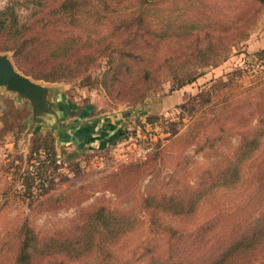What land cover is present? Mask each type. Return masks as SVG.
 Returning <instances> with one entry per match:
<instances>
[{"label": "rangeland", "instance_id": "1", "mask_svg": "<svg viewBox=\"0 0 264 264\" xmlns=\"http://www.w3.org/2000/svg\"><path fill=\"white\" fill-rule=\"evenodd\" d=\"M10 1L22 16L34 11V0H0V9ZM220 3L229 18L252 4ZM117 21L108 17L92 26L107 31ZM263 47L264 5L243 36L215 61L191 67L194 79L182 85L186 73L174 76L163 68L143 96L133 97L131 64L127 73L122 69L126 81L117 97L102 84L105 59L76 78L31 76L47 100L38 106L0 85V264L15 263L26 235L67 233L101 205L131 211L141 221L102 244L101 253L71 259L33 252L31 263L148 264L154 254L180 264H211L226 254L227 264H264V234L247 249L234 243L264 224V54H254ZM0 51L12 57V51ZM147 118L153 121L145 123ZM196 122L198 135L187 142L182 136ZM244 135L258 144L242 159L234 185L205 182L200 200L180 214L143 206L146 196L183 198L200 188L208 171L217 174L228 165ZM43 143L54 150L55 163L46 160L47 168L39 167L43 157L36 150Z\"/></svg>", "mask_w": 264, "mask_h": 264}, {"label": "trees", "instance_id": "2", "mask_svg": "<svg viewBox=\"0 0 264 264\" xmlns=\"http://www.w3.org/2000/svg\"><path fill=\"white\" fill-rule=\"evenodd\" d=\"M33 2L34 11L27 16H22L12 1L0 9V50L12 51L14 64L23 73L51 81L76 78L105 59L102 84L109 93L115 92L120 98L126 81L122 69L125 67L127 73L131 64L132 79L127 80V86H134L133 97L143 96L163 68L174 76L187 74L179 85L193 80L194 76L188 74L190 68L215 61L232 40L245 34L248 21L254 19L264 5V0H251L249 7L229 18L227 6L220 0H132V4L125 6H122L123 0ZM129 5L132 11L128 10ZM108 17L120 21L107 31L98 32L93 28L94 20ZM117 35L126 36V42L116 41ZM254 54H264V47ZM152 121L147 118L145 123ZM259 123H264V119ZM198 124L190 125L182 138L187 142L195 140ZM257 144L256 138L244 135L228 165L217 174L208 171L201 179L200 188L191 189L195 191L183 198L179 194L146 196L143 206L171 214L191 210L202 197L205 182H215L216 186L234 185L240 175L238 167L242 159L251 156ZM41 146L36 149L43 157L39 167L47 168L46 160L52 166L55 163L53 147L44 143ZM140 221L141 217L131 211L98 206L67 233L26 235L14 264H32L30 254L33 252L71 259L93 256L106 251L102 244L113 242ZM260 227L237 239L234 242L237 248L247 249L259 239L264 234V224ZM36 237L38 242L34 240ZM227 260V255L222 254L211 264H227ZM148 264L180 263L153 254Z\"/></svg>", "mask_w": 264, "mask_h": 264}, {"label": "water", "instance_id": "3", "mask_svg": "<svg viewBox=\"0 0 264 264\" xmlns=\"http://www.w3.org/2000/svg\"><path fill=\"white\" fill-rule=\"evenodd\" d=\"M0 85L34 99L36 106L44 104V88L31 76L16 67L12 57L0 51Z\"/></svg>", "mask_w": 264, "mask_h": 264}, {"label": "built area", "instance_id": "4", "mask_svg": "<svg viewBox=\"0 0 264 264\" xmlns=\"http://www.w3.org/2000/svg\"><path fill=\"white\" fill-rule=\"evenodd\" d=\"M148 149V148H147Z\"/></svg>", "mask_w": 264, "mask_h": 264}]
</instances>
